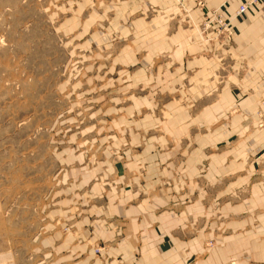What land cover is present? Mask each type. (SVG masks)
<instances>
[{"label": "rangeland", "instance_id": "1", "mask_svg": "<svg viewBox=\"0 0 264 264\" xmlns=\"http://www.w3.org/2000/svg\"><path fill=\"white\" fill-rule=\"evenodd\" d=\"M134 3L0 0V264H88V253L105 255L111 243L89 241V222L80 226L96 182L82 184V169L122 155L138 128L167 123L175 111L198 122L210 101L202 78L209 68L199 57L206 53L190 49L223 45L227 51L210 52L219 56L218 80L249 95L248 67L236 68L231 55L230 19L213 12L196 19L179 0L178 12L161 20L165 13L152 0ZM197 7L205 9V0ZM257 114L255 126L264 131L263 100ZM162 135L158 153L170 139ZM156 152L151 148L160 170L165 153ZM147 171L139 168L141 176ZM174 180L190 182L183 169ZM172 183L160 174L144 196L164 198L162 188ZM238 192L235 199L246 197ZM214 244L208 240L206 250Z\"/></svg>", "mask_w": 264, "mask_h": 264}, {"label": "crops", "instance_id": "2", "mask_svg": "<svg viewBox=\"0 0 264 264\" xmlns=\"http://www.w3.org/2000/svg\"><path fill=\"white\" fill-rule=\"evenodd\" d=\"M134 1L135 5L140 0ZM152 2L165 13L157 19H167L179 9V0ZM183 2L196 19L210 18L217 9L223 19L232 21L231 55L236 68L248 67L244 85L250 93L238 94L218 80L219 56L210 52L227 51L223 45L190 49L204 51L206 56H199L201 66L209 68L202 78L210 101L195 117L198 122L192 123L186 112L183 118L175 111L167 123L154 122L147 131L138 128L122 155L105 156L95 167L82 169V184L96 182L88 193L89 215L80 226L85 228L82 223L89 222L90 229L84 231L85 235L90 232L89 241L111 243L103 257L93 252L82 257L88 264L264 262V131L254 122L264 101V0H205L203 10L197 7L199 0ZM245 4L247 10L238 16ZM238 80V74L231 79L234 83ZM162 130L170 139L158 153L155 144L166 142ZM151 148L165 153L161 156L165 168L158 169L157 155ZM142 165H147L148 171L141 176ZM180 169L190 179L183 187L174 180V172ZM77 170L73 172L77 174ZM160 174L172 178L173 183L162 188L164 198L149 201L144 192ZM151 178L154 180L148 187L146 181ZM241 189L246 197L237 200L234 197ZM193 195L195 200L189 198ZM229 196L231 201L226 199ZM91 199L95 202L89 203ZM121 233L120 240L113 243ZM208 240L215 244L206 250Z\"/></svg>", "mask_w": 264, "mask_h": 264}, {"label": "built area", "instance_id": "3", "mask_svg": "<svg viewBox=\"0 0 264 264\" xmlns=\"http://www.w3.org/2000/svg\"><path fill=\"white\" fill-rule=\"evenodd\" d=\"M254 2H255V1H253L252 3H254ZM203 3H204V2H203ZM247 8H248V5H247V4L243 5V6L238 10L237 15L240 16L244 11L247 10ZM213 14H214L215 17L221 16V15L218 13V10H217V9L213 11ZM261 264H264V263H261Z\"/></svg>", "mask_w": 264, "mask_h": 264}]
</instances>
